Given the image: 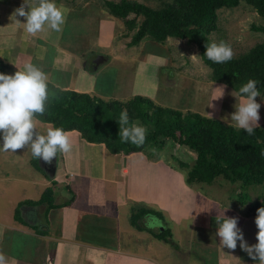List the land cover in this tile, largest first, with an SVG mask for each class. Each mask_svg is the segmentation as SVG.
<instances>
[{"label":"crops","instance_id":"0c3cea01","mask_svg":"<svg viewBox=\"0 0 264 264\" xmlns=\"http://www.w3.org/2000/svg\"><path fill=\"white\" fill-rule=\"evenodd\" d=\"M59 7L64 11L66 18L67 14L69 16L75 11L63 5ZM16 8L18 6L0 5V59L15 69H23L25 63L31 62L48 74L51 83L61 88L88 92L105 100H125L134 95H143L163 105L164 101L157 92L161 77L156 80V71L147 69L150 70L149 75L146 69H141L150 65L156 68L169 67V60L162 54L153 53L157 55L153 56L152 62L155 63H136L137 67L131 73L126 70L123 75L118 73L117 89L114 84L113 88L109 87V93H106V89H98L96 75L92 73L97 69L92 68V62L82 63L83 68L93 69L89 71L91 73L83 68L76 69L78 80L72 77L62 78L63 71H74L72 65L79 60L81 63L79 54L88 51L89 46L77 49L75 40L65 37L67 31L65 33L63 26L58 33L47 26L36 35L27 33L23 24L26 22L25 18L12 16ZM102 25L103 20L100 40ZM162 47L168 50V47ZM105 57L107 59L103 62L109 60ZM121 68L122 65L119 70ZM170 71L168 69L165 72L170 78L165 80L171 83L173 75ZM121 76H124L122 85ZM141 76L153 79L152 88L146 90L138 88L140 85L136 86ZM83 79L87 80L78 82ZM210 82L219 83L205 82L204 87L200 89L205 90L203 94L208 93ZM105 83L108 85L109 80L102 84ZM192 105L196 104L192 102ZM192 111L217 116L208 108L206 111ZM38 125L40 127L39 123ZM66 132L72 149L67 153H58L57 157L53 158L54 173L48 171L46 164L40 159L41 169H36L31 164L30 157H27L30 160L29 171H35L38 176L32 174L35 172L11 175L8 166L17 162L14 158L24 157L28 148L19 150L17 157H14L11 151L0 150V198L7 199V208L0 213V251L6 255L8 264H128L130 257H141L143 261V257L150 259L154 254H134V251L123 245L121 236L125 227L123 221H127L131 226V233L136 231L129 234L130 237L138 233L154 236L152 231L157 229H148L140 222L144 229L138 230L130 224L131 209L144 204L161 210L164 218L174 222L176 228L191 221L187 232L188 249L191 251L189 256L194 255L200 261L207 262L201 256L204 254L209 263L213 264H259L240 248L239 241L235 250L224 248L217 235L216 223V216H222L223 211L225 216L237 217L238 227L245 241L252 245L258 242L256 216H245L229 203L210 202L208 199L203 211L198 212V189L196 186H189L185 182L183 172L171 165L173 161L170 159L169 149L163 154L162 151L158 159L149 158L143 151L129 154L112 153L104 143L88 142L77 130ZM1 165L5 167L2 168ZM48 186L53 187V202L56 206L47 210L46 205H37L39 207L35 221L31 222L24 214L22 216V212L26 214L27 207H30L24 205L19 213L21 220H16L14 210L17 204L27 199H38ZM144 217L140 221H144ZM212 219H215L213 224ZM129 225L125 227L127 231ZM158 229L161 230V227ZM7 234L10 235L9 240L5 239ZM194 248L198 252L192 251ZM174 264L179 263L175 261Z\"/></svg>","mask_w":264,"mask_h":264},{"label":"trees","instance_id":"16d2710c","mask_svg":"<svg viewBox=\"0 0 264 264\" xmlns=\"http://www.w3.org/2000/svg\"><path fill=\"white\" fill-rule=\"evenodd\" d=\"M241 1L251 5L264 18V0H171L157 8L134 0H103L101 8L122 19L126 29L133 31L129 46L137 45L144 38L161 44L169 37L186 39L197 46L201 60L210 68L209 81L225 83L238 93L249 79H255L262 93L264 42L224 63H213L205 56L206 45L212 42L209 35L217 29V10L235 7ZM253 28L264 32V25ZM16 71L0 59V73L14 74ZM125 109L130 123L139 121L148 129L142 146L122 143L119 138L118 120ZM37 119L65 131L77 130L88 142L104 143L112 153L143 151L149 158L158 159L168 142L184 146L193 152L192 162L173 153L170 159L173 161L171 165L183 172L189 186L204 189L222 177L232 184L237 183L240 188L235 191L236 195L233 192L228 195L231 207H237L245 216H257V209L264 207V155H261L264 152V123L255 128L253 135H248L243 129L237 130L219 119L163 106L147 96L105 100L88 92L58 87L51 82L45 114L37 116ZM31 164L41 169L39 159L32 157ZM256 186L260 192L252 199L247 189ZM241 189L247 191L244 193ZM53 195V187L48 186L38 199L19 202L14 210L15 219L21 220L19 213L24 205H46L47 210L55 207ZM147 213L163 221L161 230L152 231L154 237L171 243L172 231L166 226L167 219L155 207L145 204L133 207L130 224L138 230L144 229L140 220Z\"/></svg>","mask_w":264,"mask_h":264},{"label":"rangeland","instance_id":"374dc122","mask_svg":"<svg viewBox=\"0 0 264 264\" xmlns=\"http://www.w3.org/2000/svg\"><path fill=\"white\" fill-rule=\"evenodd\" d=\"M102 1L103 0H55L58 6L63 5L72 10L75 9V11L69 16L67 14L66 22L63 25L65 33L67 31L65 37H69L72 41L75 40L74 45L77 49L81 50L89 46L88 51H85L83 54H79L82 59L81 63L79 60L76 64L72 65L74 71H72V69L66 72L63 71L64 73L62 72V78L72 77L78 80L79 77L76 69L83 68L82 63L89 64L90 62H93L96 58V54L98 53L99 55L107 56L109 60L103 62L100 67L96 68V72L92 73H95L96 75L95 81L98 83V89L104 88L106 89L105 92L109 93V87L113 88L114 84L117 89L116 83L118 73L119 75H123L125 70L131 73L132 70L137 67L136 63L144 61L152 62L153 56H157L153 53L162 54V56L169 60V67L158 66L156 68L153 67V65H150L143 66L141 69H146L147 74L149 75H151L150 70L156 71L157 73L154 75L156 80H159L161 77L160 81H158L159 85L157 92L159 97L162 98V101H164L162 103L163 105L180 109L183 112L192 111L193 109H203V111H206L208 108L211 113H215L217 115L212 116L211 114L209 117L212 116V118L219 119L224 123L226 122L222 120L221 117L228 116L230 119V114L236 110L234 105L237 103V98L231 93L233 92L234 94H237V91L225 83L219 82L217 84H211L210 82L208 85V93L203 94L205 90L200 89L201 87H204L205 82H209L211 70L201 60L199 50L195 44L187 42L186 39L169 37L164 44L144 38L137 45L129 46L128 41L130 40V36L133 31H128L126 29L122 19L108 14L105 9L101 8ZM134 1L142 2L151 7L157 8L160 7L162 3L169 2L171 0ZM22 3L23 0H0V5L6 6L15 5L20 7ZM217 14V29L214 30L209 37L212 42L219 43L223 40L229 43L233 49L234 57L247 52L257 43L264 42V32L253 28V26L264 25V18H262L261 15H259L248 3L241 1L237 6L232 8L222 7L217 10ZM102 20L103 32L101 36L102 40H100ZM162 46L168 47V50ZM90 50L93 51V54H91L92 51ZM120 65H122V68L119 70ZM83 69L88 71L87 68ZM168 69L171 70L170 73L173 75L171 83L170 81L165 80L166 78L168 80L170 79L165 74ZM123 77L124 76H121V85L123 84ZM107 79L109 80L108 85L107 83L102 84ZM86 80L83 79L78 82H85ZM151 80H153L151 77L141 76L140 79L137 80L136 86L140 85L141 87L138 88L147 90L150 87L152 88ZM169 84H171V86H169ZM225 85L226 87L223 90V96L219 99H214L221 93V89L219 88ZM118 88L121 89L120 87ZM256 100L261 104L259 109V125H262L264 123V90L261 93V96L256 97ZM192 102L196 105H192ZM38 123L40 124L42 132L48 127H54L51 123H41L40 121H38ZM166 149L170 150L169 154L173 153L187 162L193 161V152L184 146L168 142L162 154L166 153ZM18 151L16 153L12 152L14 157H17L16 155L18 154ZM27 157H30V160L32 158L30 147L26 150L24 157L19 156L14 158L17 159V162H15L12 166H8L10 168L11 175H26L27 172H35L29 171V168L31 167L28 162L30 160H28ZM1 167L4 168L5 165H1ZM32 174L37 175L38 173L35 172ZM238 190H240V188L237 183L232 184L224 180L222 177L218 178V180L213 182L211 185L205 186L204 189L199 187V203L197 206L198 212L203 211L204 204L207 202L206 199L210 202L213 201L221 204L227 202L226 204H230L228 195L232 192L236 195L235 191ZM247 190L246 191L249 192L252 199H255L257 194L260 192V188L258 186H256V188L249 187ZM241 191L244 193L246 192L244 189H241ZM0 201L1 213L6 210L5 208H7V199L0 198ZM38 207L39 206L37 205L27 207V213L25 214L22 212V216L24 214L26 219L31 222L35 221L34 217L38 211ZM10 213H13V211H10ZM123 222L125 227L129 225L127 221ZM211 222L213 224L215 219H212ZM141 223L144 224V221H141ZM166 226L170 227L173 231L171 241L172 244L159 240L154 236L147 235V233H138L130 237V235L136 231L134 230L131 233L132 229L130 225L128 227L129 231H127L124 227L121 232V236L125 247L134 251V254H138V252H144L147 255L154 254L150 259L142 256L145 262L141 257H138L139 259L130 257L128 258V264H174L175 261L179 264H213V262L209 263V260L204 256V254L201 256H203L204 260L207 262L200 261L194 255L189 256V252L191 251L188 249L187 243L189 241V237L187 232L191 226L190 220L182 223L181 227H177L180 230L176 228L174 222L169 220L166 221ZM5 239L9 240L10 235L7 234ZM193 250L198 252L195 248L192 249V251Z\"/></svg>","mask_w":264,"mask_h":264},{"label":"clouds","instance_id":"9594fccd","mask_svg":"<svg viewBox=\"0 0 264 264\" xmlns=\"http://www.w3.org/2000/svg\"><path fill=\"white\" fill-rule=\"evenodd\" d=\"M12 16L24 17L25 31L36 35L45 30V26L60 32L66 22V15L55 0H23ZM179 43V41H178ZM205 56L213 63H224L234 57L231 45L223 40L219 43L211 42L206 45ZM259 82L249 79L243 84L237 94L234 105L235 111L228 116L221 117L230 127L243 129L248 135H253L255 128L259 127L261 104L256 97L261 96L257 87ZM50 79L39 66L27 62L23 69L14 74L0 73V150L16 153L25 148L31 149L32 157L43 159L51 163L58 153H67L72 149L68 133L62 127H48L41 131L37 116L45 114L49 101ZM225 86L220 87L221 93L214 99L223 96ZM212 118V116H210ZM234 122V123H232ZM119 138L122 143H130L137 147L142 146L146 140L148 129L139 121L130 123L127 110H122L118 120ZM264 155V152L261 153ZM217 235L220 244L225 248L235 250L237 241L240 248L252 260L264 264V207L257 209L255 223L258 228L257 243L249 245L238 227L237 217L224 215L216 216ZM144 226L148 229L162 227L159 217L147 213L144 217ZM0 264H8L6 255L0 251Z\"/></svg>","mask_w":264,"mask_h":264},{"label":"water","instance_id":"95a60500","mask_svg":"<svg viewBox=\"0 0 264 264\" xmlns=\"http://www.w3.org/2000/svg\"><path fill=\"white\" fill-rule=\"evenodd\" d=\"M107 58L105 57V56H102V55H96V58L93 60V62H92V68L93 69H96L97 67H98V65L101 63V62H103V61H105ZM40 161L42 162V163H44V164H46V166H47V169H48V171H50L51 170V172L52 173H54V171H55V163H54V161H51V163H46L45 161H43V159H40ZM163 228V227H162ZM161 228V229H162Z\"/></svg>","mask_w":264,"mask_h":264}]
</instances>
